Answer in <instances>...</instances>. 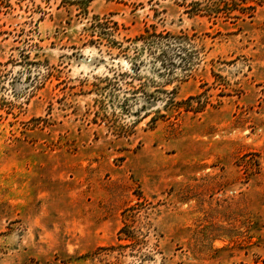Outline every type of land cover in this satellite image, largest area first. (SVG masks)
<instances>
[{
	"label": "rangeland",
	"instance_id": "1",
	"mask_svg": "<svg viewBox=\"0 0 264 264\" xmlns=\"http://www.w3.org/2000/svg\"><path fill=\"white\" fill-rule=\"evenodd\" d=\"M0 264H264V0H0Z\"/></svg>",
	"mask_w": 264,
	"mask_h": 264
},
{
	"label": "trees",
	"instance_id": "2",
	"mask_svg": "<svg viewBox=\"0 0 264 264\" xmlns=\"http://www.w3.org/2000/svg\"><path fill=\"white\" fill-rule=\"evenodd\" d=\"M150 35H143V38H149Z\"/></svg>",
	"mask_w": 264,
	"mask_h": 264
}]
</instances>
